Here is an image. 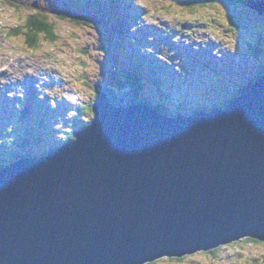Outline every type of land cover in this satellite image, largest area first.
Returning a JSON list of instances; mask_svg holds the SVG:
<instances>
[{
  "label": "water",
  "instance_id": "95a60500",
  "mask_svg": "<svg viewBox=\"0 0 264 264\" xmlns=\"http://www.w3.org/2000/svg\"><path fill=\"white\" fill-rule=\"evenodd\" d=\"M95 92L72 142L0 169V264H149L264 242V76L225 108L177 117Z\"/></svg>",
  "mask_w": 264,
  "mask_h": 264
},
{
  "label": "rangeland",
  "instance_id": "374dc122",
  "mask_svg": "<svg viewBox=\"0 0 264 264\" xmlns=\"http://www.w3.org/2000/svg\"><path fill=\"white\" fill-rule=\"evenodd\" d=\"M63 11L75 20L61 18ZM230 14L245 27L230 26L237 23L229 21ZM38 15L54 24L57 40L38 35L32 48L22 27ZM251 47L263 51L260 59L248 57ZM260 67L264 16L246 5L0 0V153L8 155L3 166L22 157L47 156L72 142L94 119L84 109L96 102V85L136 98L127 79L135 74L141 80L140 99L162 105L174 117L193 109L225 108L237 89L260 77ZM153 71L157 74L151 78ZM6 99L22 105L11 108ZM22 139L23 146L17 145ZM219 248L214 255L196 252L149 264H264L262 244L238 241Z\"/></svg>",
  "mask_w": 264,
  "mask_h": 264
},
{
  "label": "trees",
  "instance_id": "16d2710c",
  "mask_svg": "<svg viewBox=\"0 0 264 264\" xmlns=\"http://www.w3.org/2000/svg\"><path fill=\"white\" fill-rule=\"evenodd\" d=\"M222 1H224V2H227L228 4H229V6H237L236 4H238V0H222ZM211 2H213V0H194V1H192V3L191 4H193V5H197V6H205V5H207V4H209V3H211ZM41 7V6H40ZM63 13H65V14H63ZM63 15H60V17L61 18H66V17H69L70 18V20H75L73 17H71L69 14L68 15H66V12H64L63 11ZM229 18L231 19V21H235V22H237L236 24L235 23H230V26H232V27H241V28H243V27H245L244 26V24L242 23V20H241V18H238L235 14H230V16H229ZM230 19H229V21H230ZM215 23H217V21L215 22ZM214 27H216L215 25H213ZM24 30H26V32H27V38H28V40H29V42L31 43V47L32 48H34V42H35V40H36V37L38 36V35H46L45 37H47V39H49V41L50 42H55L57 39V37H56V35H55V32H54V24L53 23H51V22H49V20L47 19V17L46 16H43V15H38L37 17L36 16H32V17H28L27 19H26V22H25V24L23 25V27H22ZM20 27L18 28V29H15V32H17V31H20ZM248 29V28H247ZM248 52H249V55H248V57L249 58H251V60H255V59H260V55H262L263 54V51L260 49H257L256 47H251L249 50H248ZM259 76H264V67H260V69H259ZM155 75V72L153 71L152 73H151V78L153 77ZM128 79V83H130V85L131 86H134L133 88H135L136 90H135V92H133L134 93V97H136V98H140L139 96H138V91L140 90V88L141 87H138V86H141L140 85V81L141 80H139V78H138V76L137 75H135V74H131L130 76H129V78H127ZM255 79V78H254ZM253 79V80H254ZM119 81V80H118ZM116 79H114L113 80V82L116 84V89H118V85H120V83H118V85H117V82H118ZM250 82V81H249ZM157 83H159L160 84V81H158ZM157 85V84H156ZM94 88V87H93ZM241 88V87H240ZM240 88L239 89H237V91L234 93L235 94V96H238L239 95V93H240ZM234 96V97H235ZM232 97V96H231ZM233 97V98H234ZM231 99H229V101H230ZM153 107L159 112V113H161V114H165V115H171V113L170 112H168L162 105H160V104H157V105H153ZM84 111H85V113H89V114H93L92 113V108H91V106H89V107H87V108H85L84 109ZM199 111H201V109H193V111H192V113H195V112H199ZM191 114V113H190ZM172 116V115H171ZM88 125V124H87ZM73 138V136L71 137V139ZM4 141H6L7 142V144L8 145H11V144H14L13 143V141H9L8 142V140L7 139H3ZM23 144H24V141H23V139L22 140H20L19 142H18V144L17 145H19V146H23ZM3 146V144H2V142H0V147H2ZM56 150V149H55ZM55 150H52V151H55ZM51 151V152H52ZM56 152V151H55ZM8 157V155H5L4 153H0V169H2L3 167H5V166H3V162L4 161H6V158ZM241 241H243V242H245V243H248V242H253V243H257V244H262V245H264V242H262V241H258V240H255V239H249V238H246V239H243V240H241ZM236 243V242H235ZM232 244H234V243H232ZM218 249H220V248H218ZM218 249H215V250H212V251H209L208 253L209 254H215V252L218 250ZM184 258V257H183ZM180 259H182V258H180ZM180 259H178V258H175V259H173V260H180Z\"/></svg>",
  "mask_w": 264,
  "mask_h": 264
},
{
  "label": "flooded vegetation",
  "instance_id": "af4514ba",
  "mask_svg": "<svg viewBox=\"0 0 264 264\" xmlns=\"http://www.w3.org/2000/svg\"><path fill=\"white\" fill-rule=\"evenodd\" d=\"M192 1H194V0H189V3H190V5H192L193 6V4H191L192 3ZM219 1V0H218ZM239 2L238 3H240V4H237V5H246L247 7H248V5H247V1L248 0H238ZM256 1H260V2H262V3H264V0H256ZM196 5V4H195ZM249 8V7H248ZM251 9V8H250ZM251 10H253V9H251ZM255 11V10H254ZM260 16L261 15H263L264 16V13L263 14H261V13H258ZM231 21V20H230Z\"/></svg>",
  "mask_w": 264,
  "mask_h": 264
},
{
  "label": "clouds",
  "instance_id": "9594fccd",
  "mask_svg": "<svg viewBox=\"0 0 264 264\" xmlns=\"http://www.w3.org/2000/svg\"><path fill=\"white\" fill-rule=\"evenodd\" d=\"M252 1H256V0H252ZM260 2V1H259ZM262 76V75H261ZM254 81V80H253ZM162 83V82H161ZM160 83V84H161ZM111 89H113V88H111ZM136 99H139V100H142V99H140V98H136ZM144 100V99H143ZM145 101V100H144ZM165 115V114H164ZM169 116V115H168ZM49 154H51V152H49ZM44 155H47V154H44Z\"/></svg>",
  "mask_w": 264,
  "mask_h": 264
},
{
  "label": "bare ground",
  "instance_id": "6f19581e",
  "mask_svg": "<svg viewBox=\"0 0 264 264\" xmlns=\"http://www.w3.org/2000/svg\"><path fill=\"white\" fill-rule=\"evenodd\" d=\"M13 93V92H12Z\"/></svg>",
  "mask_w": 264,
  "mask_h": 264
}]
</instances>
